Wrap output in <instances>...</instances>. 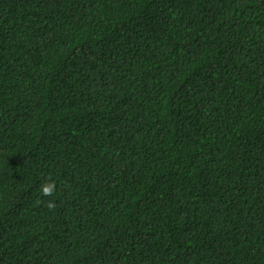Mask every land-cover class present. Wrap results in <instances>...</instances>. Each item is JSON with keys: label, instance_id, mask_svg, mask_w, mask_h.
I'll return each instance as SVG.
<instances>
[{"label": "trees", "instance_id": "16d2710c", "mask_svg": "<svg viewBox=\"0 0 264 264\" xmlns=\"http://www.w3.org/2000/svg\"><path fill=\"white\" fill-rule=\"evenodd\" d=\"M0 264H264V0H0Z\"/></svg>", "mask_w": 264, "mask_h": 264}, {"label": "clouds", "instance_id": "9594fccd", "mask_svg": "<svg viewBox=\"0 0 264 264\" xmlns=\"http://www.w3.org/2000/svg\"><path fill=\"white\" fill-rule=\"evenodd\" d=\"M55 183L52 182V183H44L41 185V193L45 196H48V195H52L53 192L55 191ZM49 206L51 207L52 205L49 204Z\"/></svg>", "mask_w": 264, "mask_h": 264}]
</instances>
